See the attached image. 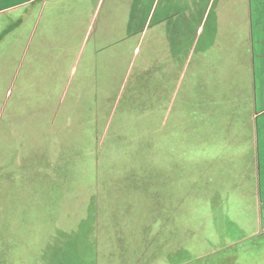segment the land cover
I'll return each mask as SVG.
<instances>
[{
	"label": "rangeland",
	"instance_id": "374dc122",
	"mask_svg": "<svg viewBox=\"0 0 264 264\" xmlns=\"http://www.w3.org/2000/svg\"><path fill=\"white\" fill-rule=\"evenodd\" d=\"M209 1L214 3L207 8ZM217 1L37 0L0 14L2 29L17 18L24 22L0 44V264H96V250L104 264L137 263V253L145 250L137 237L150 216L148 190L153 185L158 196L152 203L171 220L163 230L169 235L167 246H188L182 264L224 258L234 264H264L255 136L246 115L241 124L231 122L232 131L243 132L227 130L229 122L223 128L230 144L223 169L232 172L226 185L232 188V203L216 198L217 204H211L203 194L215 193V166L224 157L211 155L202 138L215 131L216 123L188 105L203 95L200 99L216 112L209 99L215 86L223 107L230 83H239L238 73L241 83L250 84L239 48L250 42L254 46L243 5L247 0L234 13L217 12ZM133 12L136 23L145 27L128 33ZM168 13L177 14L162 21ZM182 23L187 32H176ZM179 34L188 43L212 44L199 51L200 61L188 73L183 62L170 64L171 44L181 40L174 39ZM259 40L255 37L258 108L264 103ZM247 104L252 110L250 103L238 102L237 107ZM151 121L157 132L145 136ZM96 123L105 125L101 136L109 140L106 152H99L107 172L103 178H96V166L89 162L93 139L100 137L93 129ZM130 142L126 157L112 156L115 148L123 150ZM99 191L103 207L98 214ZM148 238L160 257L164 236ZM148 238L142 235V241ZM227 245L222 254H212ZM148 255L145 263L143 256L138 262L156 264V256ZM164 263L162 257L157 264Z\"/></svg>",
	"mask_w": 264,
	"mask_h": 264
},
{
	"label": "trees",
	"instance_id": "16d2710c",
	"mask_svg": "<svg viewBox=\"0 0 264 264\" xmlns=\"http://www.w3.org/2000/svg\"><path fill=\"white\" fill-rule=\"evenodd\" d=\"M37 0H31L28 1L26 3H21L18 5H15L13 7H9L8 9H5L3 11H0V14L2 13H7V12H12V10L17 9L18 6H22V7H27L29 4L36 2ZM157 9L154 10V13L156 12ZM153 13V15H154ZM177 13H168V15H166L165 18H163L164 20L162 21H168L170 20L169 18ZM211 12L208 13V16H210ZM137 20V16L136 13L133 12L130 19H129V23H128V33H133L136 31H139V27H142L144 29L145 25L141 22L136 23ZM158 20L155 23H160L161 20L160 19H156ZM23 18H17L16 20H14V22L12 23H6L4 24L5 28H0V44L8 37L9 34L14 33L18 28L21 27V25L23 24ZM187 25H184L183 23L181 25L178 26V30H176V32H182V33H186L187 32ZM170 29V27H168ZM201 30H199L198 32L200 33ZM176 38H180L181 40L178 42H174L171 44V61L170 58L168 59L171 63H175V62H183V68L186 69V73H188V70L190 68V66H192V64L198 60L200 61V59H198L199 55V51L200 50H205V49H210L212 47V44H206V45H198V43H188V41H185L183 38L186 39L185 36L183 35H177L174 39ZM214 51L218 50V47L216 48V46L214 45ZM240 49V61L243 67H246L247 69V73L249 72V75H247V81L248 78H250V84H243L241 83V75L238 73V78H239V83L235 82V85H229L228 90H226V94L225 96L227 98H225V105L222 107L219 104V97H220V89L218 87L215 86V92L212 90L213 94L211 96H209V99L215 103L216 106V112L213 110V107L211 106V104H205L204 100H201L200 98L203 97L200 96L198 97V100L195 102H192L188 105V109H195V110H199V117L202 119H206L208 118V121H210L212 124L216 123L217 127H215V131L214 132H210L208 134H203L202 138L205 137L206 141H207V150L210 151L211 155H217V154H222L224 157V160H218L217 159V165L215 167H217V189L215 191V193L210 192V191H205V189L201 190V192H203V194L205 196L210 197L211 200L208 199V201H210L211 204H217L215 199L216 198H220V199H224L226 200L227 203H232L231 202V195L233 193L232 188H227L226 189V185L229 184V180L230 177L232 175V172L230 169H228V172H226V170L223 169V164L225 163V160L227 158L226 155V151L227 149L230 148V144H228V140L225 139V132L223 131V128L226 126L224 125L225 122H229V125L227 127V130L232 131V125L231 122L234 120V122L236 120H240L239 123L241 124L242 122H244V120H246L247 118L251 119V124H252V130L251 132L253 133V136H255V130H254V115L256 114V108L254 110V105L255 104V86H254V79H255V74H254V58H253V48L251 46V42L249 44H247V47L244 49L242 47L239 48ZM155 62H153L154 65ZM199 63V62H198ZM196 66V64H195ZM154 73L153 75H157L156 70H157V63H155V68H154ZM212 74H214L215 72H217V70H213L210 71ZM182 82H179V87L180 84ZM189 82H187L186 84H188ZM192 83V82H191ZM193 85L196 84L195 82L192 83ZM238 85V87H237ZM178 87V88H179ZM199 87V86H198ZM200 88H198L199 90ZM133 90H135V87L133 88ZM123 91V88L117 89V95L114 96L113 98H118L119 95L121 94V92ZM250 91L251 96H248V92ZM195 95V94H194ZM194 95L191 97L193 98ZM205 96H207V94H204V98ZM238 102L241 103H250V111H248V104L245 108H238ZM108 106H113L108 105ZM142 106V104H141ZM253 106V108H252ZM147 110V109H146ZM135 113H140L139 110L135 111L133 110ZM196 115V114H194ZM242 115H246L247 118H241ZM196 117V116H195ZM224 125V126H223ZM146 130H145V136H149L152 137V133L156 134L157 129L156 126L153 125L152 128V121L151 122H147L146 124ZM105 125L103 126V128L101 126H97V123L94 124L93 129L96 130V134L97 131L100 135V137H98L97 135H95V139L94 140V144H95V148L93 149V161H92V153H91V157L89 162L93 165L96 166V178H103L104 175H107V172L105 170V166H104V162H103V158L101 156V154L99 153L100 150L102 152V149L104 150L103 146L105 145L106 142H108L109 140L107 139V137L105 138V136H101L102 133L104 132ZM224 128V129H225ZM87 131L89 132V125L87 124ZM232 132H243V128L241 129H237L234 128V130ZM232 132H228L229 134ZM86 136H89V134L84 133ZM207 135V136H206ZM143 136H144V132H143ZM209 143H212V145H210ZM132 144L131 142L128 144V146L126 145V148L121 150L118 148H115L116 151L112 152V156L114 155H121V156H125L126 157V150L131 148ZM153 150V159H154V165H155V160H156V148H155V144L152 147ZM105 151V150H104ZM106 152V151H105ZM102 160V161H101ZM208 161V160H207ZM209 162V161H208ZM116 167V166H115ZM255 170H256V166H255ZM155 171L158 172L157 168L155 167ZM117 175L112 176L113 178H116ZM256 177H257V171H256ZM221 181V182H220ZM223 186H224V192H223ZM157 185H153V191H149L148 190V198H149V206H150V216L148 217V220H146V222L144 223V225H142V235L146 236V238L149 237H153L157 236L159 238L164 236V239L162 240V245H163V253L162 255L159 257L156 254V251H154V249H152L153 247V243L152 240L150 238H148L149 240H145L142 241V235L139 236L138 235V241L139 243H143L145 250L143 252H139L137 253V263L134 262L133 264H141V262L138 260H140L142 258V256L144 257V259L146 258V256L148 255V257L150 258L151 256L155 255L157 261H155V263L157 264L160 260V258L164 257V260L166 263L164 264H182L180 262V259L184 256L185 259L188 258L189 256V252H188V246L185 244H172V245H168L167 246V241L169 240V235L163 233V230H167L168 224L171 223L170 218L167 216L166 213L161 212L163 210H160L158 207L154 206V204L152 203V197L154 195V200H156L158 193L157 191ZM257 188H258V183H257ZM226 190V191H225ZM161 193V192H160ZM185 193L186 195L189 197V194L187 193V190L185 189ZM190 193H192V190H190ZM199 194V193H197ZM201 194V193H200ZM98 201H99V208H98V214L99 212L102 211V202L100 201V196L102 195V192H98ZM162 197V194H160ZM102 200V199H101ZM154 206V207H153ZM224 210V209H223ZM211 213L213 215V217H215L216 215V209L213 207L211 209ZM215 214V215H214ZM230 226L233 224L232 221L230 220ZM148 235V236H147ZM230 245L225 246L224 248L218 249L216 250L214 253L212 254H222V252L224 250H226ZM96 254L98 256L97 258V263L96 264H104L103 258L101 257V255L99 254V250H96ZM152 254V255H150ZM51 255V254H48ZM100 255V256H99ZM136 258V256H135ZM204 258V256L201 257H197L195 258V260H202ZM228 258H224V259H218V261H212L211 264H234V262H232V260H229ZM147 261V258L144 260V263ZM132 262V261H131ZM128 263V264H131ZM199 262V261H198ZM142 263V264H144ZM44 264H48L46 260H44ZM119 264V263H116ZM126 264V263H123ZM236 264V263H235Z\"/></svg>",
	"mask_w": 264,
	"mask_h": 264
},
{
	"label": "crops",
	"instance_id": "0c3cea01",
	"mask_svg": "<svg viewBox=\"0 0 264 264\" xmlns=\"http://www.w3.org/2000/svg\"><path fill=\"white\" fill-rule=\"evenodd\" d=\"M0 0V11L8 9L9 7H13L15 5L26 3L31 0ZM239 0V4L233 0L230 3H225L224 0H218V9L217 12L221 11H230L234 13L235 11L239 10L241 6ZM214 2L211 3L209 1L207 4V8L212 5ZM245 9L249 12V25L252 28L251 36L253 38V58H254V74H255V63L256 59L259 56H256V51L259 54L258 48H255V44H258L257 38H259V43L261 45V53L264 51V31L256 32L254 28L264 29V0H247L245 3L243 2ZM206 8V9H207ZM256 37V41H255ZM261 59H264V55H260ZM254 86H255V108L256 114L254 115V130H255V137H254V152H255V160H256V171H257V183H258V201H259V217H260V227L264 230V103L260 108H258L259 99L257 96V85L256 79H254ZM262 97H264L262 95Z\"/></svg>",
	"mask_w": 264,
	"mask_h": 264
}]
</instances>
